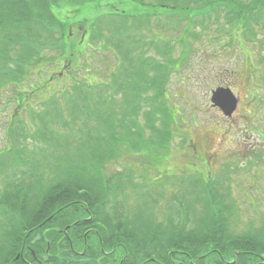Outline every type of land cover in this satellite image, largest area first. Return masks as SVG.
I'll return each mask as SVG.
<instances>
[{"label": "trees", "instance_id": "16d2710c", "mask_svg": "<svg viewBox=\"0 0 264 264\" xmlns=\"http://www.w3.org/2000/svg\"><path fill=\"white\" fill-rule=\"evenodd\" d=\"M94 1L0 0V73L6 74L12 66L18 81L32 80L38 71L45 74L57 61L53 51L66 54L61 31L74 25L85 29L88 17L96 15L88 26L91 38L100 30L103 15L97 14L104 7L110 10L108 15L123 16L119 20L129 22L133 17L134 22L143 23L162 13L161 9L176 15L203 11L201 6L183 4L190 0L148 4L143 0ZM127 1L154 12L122 15L118 5ZM80 14L81 21L70 20ZM128 22L116 31L122 34ZM90 38L80 43V51L92 47ZM100 47L108 50L103 43ZM94 88L88 84L66 100L64 95L62 101L52 98L43 113H36L41 125L31 138L44 141L40 156L55 158L56 168L45 177L31 174L18 183H7L0 191V264H24L21 258L16 259L18 255L31 264H264V220L260 227L256 222L239 226L232 220L234 211L217 194L214 202L210 189L206 204L201 203L198 211L188 206L187 212L179 214V221H159L150 205L130 204L121 192L127 187L124 175L118 178L117 173L108 176L104 171L113 154L109 142L129 144L136 153L148 152L149 145L164 149L171 135L155 124L158 118L154 120L157 113L153 108L162 100L166 111L161 123L165 127L174 123L173 116L159 86V91L145 100L140 96L120 101L107 99L104 92L108 89L102 85ZM94 94L98 97L91 96ZM112 120L124 129L119 137L111 130ZM78 124L88 127L80 137L73 130ZM146 131L152 132L150 138ZM75 140L93 142L83 147L90 153L89 158L83 156V162L75 161L74 153L81 148L73 145Z\"/></svg>", "mask_w": 264, "mask_h": 264}, {"label": "rangeland", "instance_id": "374dc122", "mask_svg": "<svg viewBox=\"0 0 264 264\" xmlns=\"http://www.w3.org/2000/svg\"><path fill=\"white\" fill-rule=\"evenodd\" d=\"M105 1L109 4L114 0ZM143 1L148 4L160 0ZM257 3L259 5L255 6ZM183 4L192 8L204 7V10L190 16L170 14L172 12L161 9L160 12L164 14L157 20L152 18L143 23L138 22L139 20L134 22L136 19L133 17L129 22L119 20L123 16L106 15L111 14L110 10L103 8L104 16L98 23L100 30L90 38L93 45L88 49L89 54L84 57L85 49L83 53L79 47L78 50L76 48L79 65L84 66L82 70L78 69L77 75L83 74L86 79H79L76 75L77 85L68 96L79 94L78 90L82 86L88 84L93 86L97 81L95 84L107 86L108 91L104 95L109 100L136 99L141 96V87L145 94L141 98L145 100L146 96L149 98L152 96L148 93L154 85L152 79L148 78H157L161 75V70L166 74L169 73L167 75L169 91L164 97L168 99L167 106L171 110L175 125L172 123L165 127L161 123L165 120L164 111H166L162 100L153 110L157 113L154 120L158 118L155 124L159 128L164 127L163 130L172 136L170 140L172 146L162 156V154L157 155L158 149L155 146L149 145V153L140 152L149 160L146 162L143 157L134 154L129 144L122 145L121 142L110 141L109 147L113 154L106 161L110 165L104 166L105 173L108 176L117 173L118 178L124 175L122 180L127 187L121 192L126 195L130 204L146 203L152 206V211L159 221H179V214L187 212L188 206L198 211L201 203L205 205V192L196 194L193 188L196 181H201L203 184L208 182L210 178L206 179L205 174L212 173L210 177L218 188L215 193V188L210 187L214 202L217 201L218 192L226 197L227 195L222 194V190L227 192L229 190L230 196L226 198L228 203H225L230 207L231 212L234 207L233 221L239 226H245L252 220L262 221L264 220V0H190L188 4ZM250 4L251 10L247 6ZM118 11H122V15L129 16L154 12L149 7H138L131 1L118 5ZM191 13L193 14V12L188 14ZM82 15L71 16L70 20H79ZM232 15L242 21L238 22ZM127 22L129 31H123L122 34L116 31L121 30L122 25ZM137 24L140 26L135 27ZM102 43L106 45L108 51L100 47ZM118 45L121 50H118ZM173 57L174 59L171 60ZM41 64L45 68L44 62ZM53 67L48 70L55 77L61 68ZM50 73L46 74V77H49ZM58 76L61 75L57 74L51 85L44 74H39L29 85L37 92L35 94L26 93L28 90L26 86L16 84L12 77L0 80V154H2L0 161L6 155H17L15 146L19 144V139H23L20 136L21 129L27 126L35 133L36 129L32 121L40 126L41 122L36 114L33 120L27 121L29 116L27 111L31 105L33 109L42 110L46 108V102L50 97L57 96L56 98L62 101L63 95L59 93L71 85L74 78L59 80ZM221 86L230 87L239 101V108L231 118L211 104L212 91ZM163 89L164 86L161 85L160 90ZM42 90L44 91L39 94ZM78 96L81 98V95ZM256 98L258 100L254 104L250 103ZM9 101L12 104L9 105ZM259 105L263 112L255 110ZM11 115H14V121ZM108 115H111V110ZM143 117L141 116L140 120H144ZM8 125L10 129L14 125L17 127L10 135ZM91 127L95 128V125H90ZM87 128L78 124L73 130L80 137V132L87 131ZM116 129L119 135L124 131L121 124L117 125ZM107 137L110 139V133ZM36 142L39 146L45 147L44 141L37 139ZM92 143L88 140L73 142V145L81 147L74 153L76 163L85 161L83 156L89 158L88 149L85 150L83 147H89ZM26 145L36 149L34 143H26ZM152 149L155 156L151 155ZM61 153L59 150V156ZM39 155L40 152L35 158H40ZM54 159H40V162L45 164L44 171L50 173L56 168ZM40 176L45 175L40 172ZM218 177L222 180V190H220V181L216 182ZM122 180L120 182H123ZM261 225L262 223L258 226Z\"/></svg>", "mask_w": 264, "mask_h": 264}, {"label": "water", "instance_id": "95a60500", "mask_svg": "<svg viewBox=\"0 0 264 264\" xmlns=\"http://www.w3.org/2000/svg\"><path fill=\"white\" fill-rule=\"evenodd\" d=\"M212 101L219 106L225 114L231 115L237 106V100L230 90L222 89L214 93Z\"/></svg>", "mask_w": 264, "mask_h": 264}, {"label": "bare ground", "instance_id": "6f19581e", "mask_svg": "<svg viewBox=\"0 0 264 264\" xmlns=\"http://www.w3.org/2000/svg\"><path fill=\"white\" fill-rule=\"evenodd\" d=\"M250 103L254 104V102H253V101H252V102H250ZM252 120H254V119H252Z\"/></svg>", "mask_w": 264, "mask_h": 264}]
</instances>
